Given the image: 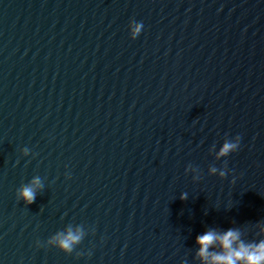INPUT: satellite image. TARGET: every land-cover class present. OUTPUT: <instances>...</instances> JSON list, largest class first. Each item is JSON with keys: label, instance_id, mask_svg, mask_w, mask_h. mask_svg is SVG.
Segmentation results:
<instances>
[{"label": "water", "instance_id": "95a60500", "mask_svg": "<svg viewBox=\"0 0 264 264\" xmlns=\"http://www.w3.org/2000/svg\"><path fill=\"white\" fill-rule=\"evenodd\" d=\"M230 227L264 239V0H0V264H199Z\"/></svg>", "mask_w": 264, "mask_h": 264}, {"label": "clouds", "instance_id": "9594fccd", "mask_svg": "<svg viewBox=\"0 0 264 264\" xmlns=\"http://www.w3.org/2000/svg\"><path fill=\"white\" fill-rule=\"evenodd\" d=\"M144 29L142 22L133 19L129 24L131 39L136 40L140 37ZM242 137L235 136L234 140L225 141L216 151V159L224 160L233 153L239 151ZM25 156L31 155L29 148L23 149ZM187 173H196L193 180L198 182L202 179L197 169L190 166L186 169ZM209 174L220 178H227L229 172L227 168L219 169L211 167ZM68 178L71 179L70 174ZM235 183V180H233ZM44 190V185L39 176L33 178L29 184L21 186L17 191L18 199L25 202L26 205L35 203L38 192ZM181 199L187 200L188 193L182 194ZM85 233L82 228H68L65 232H59L53 236L48 244L58 248L61 252L71 255L76 247L84 240ZM37 247H43L40 241H37ZM197 251L195 258L199 264H264V239L245 240L242 230L238 227H230L225 230L210 228L202 234L196 236ZM91 255V253H89Z\"/></svg>", "mask_w": 264, "mask_h": 264}]
</instances>
